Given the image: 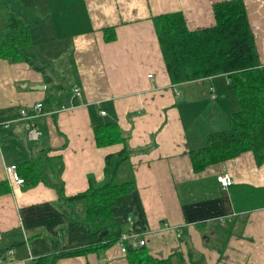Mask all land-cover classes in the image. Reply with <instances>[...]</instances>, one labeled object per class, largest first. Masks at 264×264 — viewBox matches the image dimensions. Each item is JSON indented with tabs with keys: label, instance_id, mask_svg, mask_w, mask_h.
<instances>
[{
	"label": "crops",
	"instance_id": "obj_1",
	"mask_svg": "<svg viewBox=\"0 0 264 264\" xmlns=\"http://www.w3.org/2000/svg\"><path fill=\"white\" fill-rule=\"evenodd\" d=\"M221 1L32 0L26 6L0 0V31L8 12L17 14L30 38L22 51L34 61L0 57V111L32 109L39 102L46 113L68 108L34 119L19 116L0 138V183L11 187L0 196V264H28V238L56 237L67 220L53 188L12 184L7 168L49 150L62 156L66 195L83 192L89 177H104L106 156L123 148L96 146L94 128L107 122H118L134 151L130 161L148 221L140 238L151 255L178 254L191 264L190 244L206 264H264V164L257 166L249 152L195 173L190 158L210 133L227 130L236 96L228 92L227 111L216 105V85L228 89L226 76L172 85L153 23V17L182 12L189 29L212 27L213 4ZM244 2L264 63V0ZM105 28L114 29V40L105 39ZM50 94L56 98L47 103ZM32 127L41 132L35 139L29 138ZM222 174L234 184L223 188L217 180ZM233 220L235 233L221 253L213 226ZM86 263L129 264L118 243L57 264Z\"/></svg>",
	"mask_w": 264,
	"mask_h": 264
},
{
	"label": "trees",
	"instance_id": "obj_2",
	"mask_svg": "<svg viewBox=\"0 0 264 264\" xmlns=\"http://www.w3.org/2000/svg\"><path fill=\"white\" fill-rule=\"evenodd\" d=\"M21 1L26 6L32 5V0ZM213 12L215 25L197 30L188 28L182 12L153 17L172 85L226 76L227 88L237 99V109L229 115L230 130L210 133L205 147L190 152L195 173L249 152L257 166L264 164V63L260 60L245 2H217L213 4ZM8 21L7 27L0 31V57L34 63L22 51L30 41L28 27L13 12H8ZM104 35L106 40L115 39L113 28H105ZM53 98L56 97L50 94L46 102H53ZM19 116L17 109L0 111V138L7 137L9 132L2 124ZM94 136L98 148L115 144H123V148L106 156L104 177L102 180L89 177L88 188L83 192L66 195L61 155L50 156L51 151L42 150L35 160L19 165L17 171L24 185L43 183L53 188L58 195L57 207L67 217L56 237L37 234L28 238L33 256L28 264H57L61 259L99 253L117 244L127 232L143 235L148 231L130 161L134 151L129 148L127 137L118 122L96 126ZM10 191L9 182L0 183V196ZM235 227L236 220L224 224L218 221L213 226L216 238L221 241L219 252H224ZM187 248L191 264H206L192 245L187 244ZM126 254L129 264H186L178 254L156 258L145 245L127 244Z\"/></svg>",
	"mask_w": 264,
	"mask_h": 264
},
{
	"label": "built area",
	"instance_id": "obj_3",
	"mask_svg": "<svg viewBox=\"0 0 264 264\" xmlns=\"http://www.w3.org/2000/svg\"><path fill=\"white\" fill-rule=\"evenodd\" d=\"M149 77H152V75H149ZM73 92L77 96L81 95V89L79 87H73ZM210 92H211V99H213V100L216 99V93H215L214 87L210 88ZM65 110H68V108L65 106H62L56 111L46 113L44 111L43 102H39L32 109L23 108L20 111V118L21 119H34V118L45 116L46 114H54V113L56 114V113H59V112L65 111ZM104 113L105 112L102 111V114H104ZM10 123H11V121H6L2 125L7 129V128H9ZM40 135H41V132L36 127H32L29 130V138H31V139H35ZM17 169H18L17 165H12V166L7 168L8 173L10 174V176L13 179L12 184L24 185V180L18 174ZM217 180L223 188H228L234 184V180L229 174L218 175ZM118 244L121 247V252L123 254H126L127 253V244H130L133 247L144 246V245L146 246L147 241L145 238H140L139 234H136L135 232L130 231V232H127V233L122 235ZM29 251H30V248H29ZM32 258H33V256L31 255V252H30V259H32ZM2 262H3V260L1 258L0 263H2Z\"/></svg>",
	"mask_w": 264,
	"mask_h": 264
},
{
	"label": "rangeland",
	"instance_id": "obj_4",
	"mask_svg": "<svg viewBox=\"0 0 264 264\" xmlns=\"http://www.w3.org/2000/svg\"><path fill=\"white\" fill-rule=\"evenodd\" d=\"M217 87V95H218V99L215 100L216 105H220L219 107H222L223 109H226V111L229 108V97H228V92L230 91V93L232 92L234 94V92L232 90L226 89L223 91V86L220 88L219 85H216ZM235 95V94H234ZM195 112L197 111L196 109L194 110ZM220 113H219V118H220ZM221 126V125H220ZM230 130V125L228 124L227 127V131Z\"/></svg>",
	"mask_w": 264,
	"mask_h": 264
}]
</instances>
